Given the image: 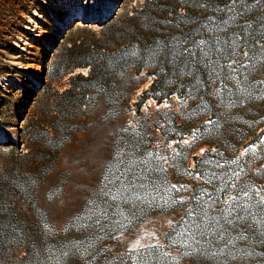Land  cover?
<instances>
[{
  "label": "rangeland",
  "instance_id": "374dc122",
  "mask_svg": "<svg viewBox=\"0 0 264 264\" xmlns=\"http://www.w3.org/2000/svg\"><path fill=\"white\" fill-rule=\"evenodd\" d=\"M145 5V0H0V227L4 235L18 236L1 247L0 264H138L143 248L167 246L166 238L174 239L172 230L194 210L218 218L213 211L219 203L207 199L212 182L195 170L193 158L207 145L183 148L190 155L182 163L177 139L168 142L159 128L154 131L152 146L164 156L171 154L169 148L175 155L170 181L180 202L170 210L149 203L150 193L159 189L155 184L128 174L131 124L148 127L162 115L188 118L191 113L177 92L161 103L149 97L142 112L136 111L155 76L152 70L162 65L148 61L139 71L132 65L128 71L118 69L112 75L116 91L92 92L81 101L69 88L73 81H89L71 75L87 74L90 67L61 71L85 49L80 48L84 41L100 51L124 49L120 19ZM108 38L116 44H107ZM165 71L172 76L170 85L185 82L182 75ZM263 128L264 120L256 132ZM182 142L193 143L192 136ZM258 143L249 156L244 146L232 156L242 168L238 180L256 182L262 172ZM226 224L232 229L234 220ZM171 249L180 254L179 264H191L185 253ZM219 261L231 263L227 257Z\"/></svg>",
  "mask_w": 264,
  "mask_h": 264
},
{
  "label": "trees",
  "instance_id": "16d2710c",
  "mask_svg": "<svg viewBox=\"0 0 264 264\" xmlns=\"http://www.w3.org/2000/svg\"><path fill=\"white\" fill-rule=\"evenodd\" d=\"M145 3L143 8L126 11L120 19L127 42L124 49L107 47L100 51L84 41L80 48L85 49L62 64L61 70L65 73L77 66L90 67L87 74L78 71L71 75L72 80L89 81L88 84L73 81L69 88L81 101L92 92L100 95L107 88L116 91L112 75L118 69L128 71V65H132L139 71L148 61H156L162 67L152 70L155 76L142 92L136 111L142 112L141 104L149 97L161 103L177 92L182 101H187L191 112L188 118L183 113L172 119L162 115L148 127L136 121V126L130 125L128 150L132 154L128 156V174L132 180H143L159 188L150 193L149 203L170 210L180 202L175 184L170 181L169 165L175 167L174 151L169 148L171 154L164 156L157 146H152L157 137L154 131L159 128L168 142L177 139L175 147L182 149L176 155L182 163L190 155L183 148L190 144L195 148L207 145L193 158L195 170L212 182L209 194L205 193L210 203H219L213 211L219 219L194 210L192 216L182 219L172 230L174 239L166 238L167 246L160 243L143 248L137 263L179 264L180 254H174L171 248L185 253L191 264L264 262L261 183L264 168L260 166L262 172L256 182L238 180L236 173L242 168L235 165L232 157L242 146L247 150L245 156H249L251 145L257 142V153L264 157V128L256 132L264 120V0H145ZM106 42L116 44L112 38ZM165 70L182 75L185 82L181 86L177 81L170 85L172 76L165 74ZM188 136H192L193 143L182 142ZM135 190L132 185L131 192ZM195 208L193 203L192 209ZM133 209L138 210L137 206ZM231 220H234L232 229L226 224ZM1 230L2 227L0 249L18 240V236L4 235ZM184 230L190 233H181ZM252 232H256L257 238ZM222 257L230 258L231 263L220 262Z\"/></svg>",
  "mask_w": 264,
  "mask_h": 264
}]
</instances>
